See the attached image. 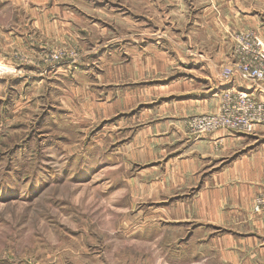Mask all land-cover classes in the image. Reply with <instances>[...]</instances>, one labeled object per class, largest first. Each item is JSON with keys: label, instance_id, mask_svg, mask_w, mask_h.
I'll return each instance as SVG.
<instances>
[{"label": "rangeland", "instance_id": "1", "mask_svg": "<svg viewBox=\"0 0 264 264\" xmlns=\"http://www.w3.org/2000/svg\"><path fill=\"white\" fill-rule=\"evenodd\" d=\"M134 2L0 0V264L199 262L167 225L170 195L132 191L133 133L98 106L117 94L102 62L158 39L131 36Z\"/></svg>", "mask_w": 264, "mask_h": 264}, {"label": "crops", "instance_id": "2", "mask_svg": "<svg viewBox=\"0 0 264 264\" xmlns=\"http://www.w3.org/2000/svg\"><path fill=\"white\" fill-rule=\"evenodd\" d=\"M259 2L135 0L131 36L160 40L136 42L130 61L102 62L119 70L102 72L117 94L109 91L98 106L102 118H124L119 130L133 133L122 145L136 168L132 191L170 195L161 202L173 204L167 225L181 230L177 241L195 264H264V217L252 212L264 189V123L252 134L220 129L199 137L186 126L194 116L217 113L231 89L264 103V82L223 77L239 61V34L252 31L264 42ZM112 75L116 84L106 78Z\"/></svg>", "mask_w": 264, "mask_h": 264}, {"label": "built area", "instance_id": "3", "mask_svg": "<svg viewBox=\"0 0 264 264\" xmlns=\"http://www.w3.org/2000/svg\"><path fill=\"white\" fill-rule=\"evenodd\" d=\"M239 61L223 71L226 80L238 78L244 82H264V42L258 34L248 31L236 39ZM264 123V103L251 98L246 91L231 89L223 96L219 111L212 115L195 116L187 120L186 126L193 136H202L216 130L252 134ZM264 195L257 199L256 211L260 212Z\"/></svg>", "mask_w": 264, "mask_h": 264}]
</instances>
